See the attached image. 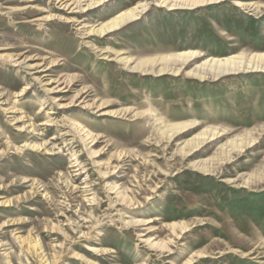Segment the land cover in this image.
I'll list each match as a JSON object with an SVG mask.
<instances>
[{
	"label": "rangeland",
	"instance_id": "obj_1",
	"mask_svg": "<svg viewBox=\"0 0 264 264\" xmlns=\"http://www.w3.org/2000/svg\"><path fill=\"white\" fill-rule=\"evenodd\" d=\"M100 3L70 14L0 0V56L40 66L0 59V264H264V71L192 75L206 59L264 55V0ZM57 80L63 93L46 95Z\"/></svg>",
	"mask_w": 264,
	"mask_h": 264
},
{
	"label": "bare ground",
	"instance_id": "obj_2",
	"mask_svg": "<svg viewBox=\"0 0 264 264\" xmlns=\"http://www.w3.org/2000/svg\"><path fill=\"white\" fill-rule=\"evenodd\" d=\"M56 1H57L58 4L61 3V6H63V7H58L59 10L64 11V12H68L69 11L68 13L74 14V13H82L86 9H88V8L94 6V5L99 4L103 0H72V1L71 0H56ZM217 1H219V0H159V5L161 7H165L167 9H169V10H175V9H181V8H189V9H191V8L198 7V6L201 7L203 5L210 4V3H215ZM144 7H145V5H143V4L140 5L139 4L138 6L134 7L133 9H129V10L123 11L120 14H118L116 17H113L112 19L108 20L106 23H104L103 25H101L97 29H92V30L90 29L87 32V35H93V34L94 35H103L106 32H110V31L114 30L116 27L122 25V23L133 19L137 15L138 11L144 9ZM38 13L39 12H36L35 14H38ZM50 19H51V16L49 15V17L38 18V19H36L34 21H37V22H39V21H48ZM53 20H58V21L63 22V23H72L73 22L72 18L64 17L62 15H58L57 17L53 16ZM1 58L4 59L5 57L0 56V59ZM9 58L10 57H8V58L6 57L5 58V60H6L5 62L6 63L8 61L15 63L16 65H18V66L22 67L24 70H26L28 72V74H30L31 76L35 75L37 73V70L39 71V69H40L39 65H28L25 60H21V61H18V60L14 61L13 60L12 61V57H11V59H9ZM194 58H195V54L193 52L182 53V54H180L178 56L177 55H166L164 57H159L158 56L156 58H151V59L147 58L148 60H144L140 64V66L144 65V66H148L150 68H153L155 66H159L160 65V66H163L165 68V67H167V66H169V65H171L173 63L175 64L177 59H180L182 61V63H187V62L193 60ZM122 61H123L122 63H123L124 66L130 67L129 61H127L126 59H123ZM51 63L53 64L51 67L56 65L55 62H51ZM130 69H135V68H131L130 67ZM240 70L241 71L250 70V71H253V72L264 71V55L255 54V55L250 56V57H243L242 55H240V56H228V57H225L223 59H212V58L206 59L201 65L197 66L196 69L193 70L194 73L192 72L193 73L192 75L195 76V77H198V78H204L205 75H207V73H208V74L212 75L213 77H220V76H222V75H224L226 73L238 72ZM164 71H165V69L159 68L158 72L161 73V72H164ZM179 71H180V69L178 70V72ZM33 80L37 81L38 79L34 77ZM63 84H65V82L60 83L59 80L54 81V82H52L50 84V86H54V87H50V88L44 89V93H46V95H51V94H54V93H63L62 90L65 89V87H63ZM47 85H49V84H47ZM55 98L56 97L50 99V101L53 100V102H56L57 100L55 101ZM44 104H46V101L44 103L40 104V105L43 107ZM56 106H60V105L58 104ZM61 107L64 108L63 105ZM62 108H60V109H62ZM193 124L194 123H192V122H190V123L179 122V123H175V124L171 125L170 127L172 128V130H175V131L178 132V131H182L184 129H187L186 127H189V126H191ZM44 125L49 126V124H44ZM72 125L73 124H71L69 126H72ZM63 126L64 127L66 126V122L63 123ZM79 128H81L80 129L81 131L86 133L85 134V138L86 139H83V142H86V140L90 141L89 143L86 144V146H88L89 144L92 145L94 143V141H95L94 138L92 137V135L90 133H88V131H84V128H82L80 126H79ZM198 135L202 136V137L207 136V130L204 131V132H201ZM214 135L215 134H213L212 136H214ZM208 137H209V135H208ZM208 137L206 139H208ZM204 140L198 141V144H202V142ZM37 147L38 146H31L32 149L35 148V149L38 150ZM193 147L195 148L197 146H193ZM88 154L91 157H95L97 155V152H91V151L88 150ZM73 161H74L73 165L77 164L76 158H74ZM73 167L78 168L77 171H81L83 169L78 164L73 166ZM99 173L101 174L102 177H104V176H106L108 174L107 172H103L102 173L100 171H99ZM114 190H115L114 187L109 186V191L110 192H113ZM113 194H115L116 196L120 195V193L117 192V191H114ZM120 196L123 197L122 194ZM124 224H126V223L124 222ZM151 246H154V245H151Z\"/></svg>",
	"mask_w": 264,
	"mask_h": 264
}]
</instances>
